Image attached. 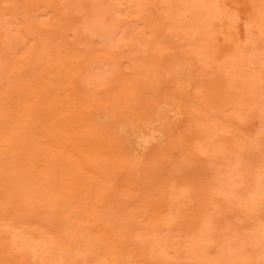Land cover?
<instances>
[{
	"label": "rangeland",
	"instance_id": "374dc122",
	"mask_svg": "<svg viewBox=\"0 0 264 264\" xmlns=\"http://www.w3.org/2000/svg\"><path fill=\"white\" fill-rule=\"evenodd\" d=\"M174 60L185 164L118 161L89 120L145 113ZM0 264H264V0H0Z\"/></svg>",
	"mask_w": 264,
	"mask_h": 264
},
{
	"label": "bare ground",
	"instance_id": "6f19581e",
	"mask_svg": "<svg viewBox=\"0 0 264 264\" xmlns=\"http://www.w3.org/2000/svg\"><path fill=\"white\" fill-rule=\"evenodd\" d=\"M174 61L176 62L173 69L175 77L168 88L169 90L161 95L158 93V95H160L159 101L149 107L145 113H135L134 116L130 117L129 123H124L119 120L120 115L109 108L106 109V111L104 110L92 116L91 120H89L93 128H96L98 125L102 129L114 131L113 139L121 143L114 157L117 158L118 161L126 159L127 155L133 151L140 154L148 150L151 146L153 148H158L159 152L165 150L170 151L173 147L175 148V145H180L176 150L173 149L172 152L167 155V158L174 166L185 164V162H183L185 155L182 150L184 149V144L180 141H175L174 138L176 137L177 140L181 139V136H179L180 129L175 127L176 123L172 122V120L182 115L183 100L181 96L185 99L191 97L190 90L193 88L195 79L191 77L193 75V65L188 63L180 64L178 61ZM165 127L167 129L166 132ZM181 127H183V125H181ZM121 146H125V149L120 148ZM7 147L9 149L12 147V141L7 142ZM12 149L13 148H11V150ZM7 154L11 155L9 151H7ZM34 159L35 158L29 160L24 172L29 174L33 172V165L31 162L34 163ZM156 160V164L160 165L161 159L157 156ZM75 162H77V160H75ZM135 162H139V159L136 158ZM18 169L21 170L22 168ZM41 169L45 173L44 166L43 168L41 167ZM71 175H73V173H70V176ZM158 218H160V215L153 222L157 223L159 221Z\"/></svg>",
	"mask_w": 264,
	"mask_h": 264
}]
</instances>
